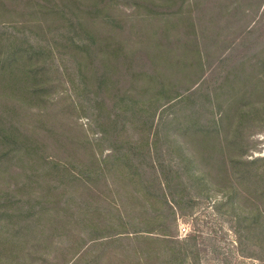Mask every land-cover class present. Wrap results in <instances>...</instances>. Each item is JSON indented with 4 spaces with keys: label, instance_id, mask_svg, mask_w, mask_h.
<instances>
[{
    "label": "rangeland",
    "instance_id": "obj_1",
    "mask_svg": "<svg viewBox=\"0 0 264 264\" xmlns=\"http://www.w3.org/2000/svg\"><path fill=\"white\" fill-rule=\"evenodd\" d=\"M147 1L182 5V22L170 29V39L201 34L209 64L195 91L158 112L153 127H142L143 117L132 113L123 127L110 120L104 126L82 106L85 87L94 89L95 81L82 83L78 98L66 82L64 68L73 60L72 66L88 64L79 58L84 54L66 49L52 64L47 47L29 40L49 44L51 35L40 36L52 21L86 16L83 6L93 3L110 5L98 19L133 26L144 11L131 3ZM175 8L162 10L169 15ZM0 20L45 23L0 33L2 56L18 49L26 85L38 90L21 108L7 98L0 106L14 105L20 113L16 126L45 146L42 156L21 148L0 162V264H141L142 251L152 244V258L157 245L128 232L143 219L159 220L166 208H179L175 235L183 239L198 230L209 237L205 244L213 257L215 248L225 253L231 246L225 230L235 218L264 213V180L241 176L238 169L245 167L240 161L261 159L246 168L264 172V0H0ZM150 39L144 49L169 45L165 36L162 43ZM132 40L124 50L139 49ZM146 86L152 82L125 80L119 94L131 87L130 99L138 101ZM49 156L67 166L45 161Z\"/></svg>",
    "mask_w": 264,
    "mask_h": 264
},
{
    "label": "trees",
    "instance_id": "obj_2",
    "mask_svg": "<svg viewBox=\"0 0 264 264\" xmlns=\"http://www.w3.org/2000/svg\"><path fill=\"white\" fill-rule=\"evenodd\" d=\"M181 6V4L161 6L152 1L131 3V9L144 11V16L136 15L137 18H134L136 24L132 26L123 22L120 24L119 20L115 22L104 15L98 19L97 15L102 14L103 9L110 8V5L93 3L89 7L83 6V13L86 16H78L79 18L74 20L52 21L46 27L45 33L40 36L43 38L47 34L51 35L49 44H46L45 40L41 42L38 37L29 40V44L36 48L47 47V56L52 64L53 57L58 55L60 59L66 49L72 48L84 54V57L79 58L86 60L88 64L79 63L80 65L72 66L73 60L70 62V68L69 66L64 68L66 82L77 96L82 83L85 87L87 83L91 86V82L95 81L94 89L85 87L86 97L82 101V106L99 115L104 126H107L110 120L114 127L118 125L123 127L129 123L127 114L132 113L143 117L142 127H153L156 122L154 116L158 112L167 107H175L195 91L204 78V65L209 64L205 40L201 34L195 31L180 33L179 39H170V29H175L179 22H182L178 11ZM164 7L176 8L171 11L172 14L166 15L162 10ZM97 19L101 23L98 31L94 33ZM35 23L41 24L32 21L0 20V33L7 34L15 28L24 27L25 24ZM150 36H154L160 43L165 36L169 45L160 44L158 47L164 48L160 50L151 47L144 49L142 44L151 41ZM132 37H136L137 40H132L131 43L137 44L139 49L134 47L132 52L124 50V42ZM55 43H59L62 52L55 47ZM141 49H144L145 54L142 60L139 55ZM17 51L18 49L13 48L3 57L2 48L0 49V100L7 98L10 103L16 102L21 108L32 101L38 90L33 84L29 87L26 85L29 77L24 73L25 69L21 68V59L14 54ZM100 54H106L108 57L97 58L96 55ZM95 62L96 65L93 67ZM119 65L122 66V70L119 69ZM155 67L158 69L155 70ZM149 70H152L149 73L150 77L147 75ZM137 78L152 82L151 87L146 86L140 90L142 98L138 101L130 99L131 87L129 90H123L121 96L119 84L125 80L134 82ZM101 95L110 98L111 103L106 104ZM110 113L113 114V119L110 118ZM19 115L16 107L9 105L8 102L0 106V162L21 148L41 156L45 150L43 144L24 132V126H16L19 124L17 123ZM247 115L248 113L243 112L242 118L245 119ZM56 160L52 156L45 157V161L67 166L64 162L56 163ZM258 160L261 159L252 162L240 161L238 164L245 166L238 167L240 175L246 176L249 173L257 178V182L262 183L264 172L246 168ZM151 168L157 172L156 167ZM170 205L172 206L171 202ZM178 212L179 208H166L161 212V216H158L159 220L157 217L143 219L141 224L132 230L133 232H128L140 240L151 241L157 245L152 258L148 255L152 244L145 252L142 251L139 257L141 264H264V213L255 212L252 215L245 214L235 218L231 230H225L226 235L232 234L231 246L225 253L215 248L213 257H209L205 244L209 237L207 239L203 233L193 229L183 239L175 235Z\"/></svg>",
    "mask_w": 264,
    "mask_h": 264
}]
</instances>
